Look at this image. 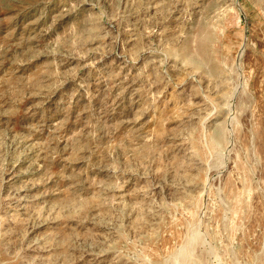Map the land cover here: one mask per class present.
<instances>
[{
    "label": "rangeland",
    "instance_id": "rangeland-1",
    "mask_svg": "<svg viewBox=\"0 0 264 264\" xmlns=\"http://www.w3.org/2000/svg\"><path fill=\"white\" fill-rule=\"evenodd\" d=\"M0 264H264V0H0Z\"/></svg>",
    "mask_w": 264,
    "mask_h": 264
}]
</instances>
